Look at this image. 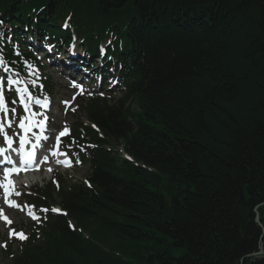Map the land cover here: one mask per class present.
I'll list each match as a JSON object with an SVG mask.
<instances>
[{"label":"trees","instance_id":"16d2710c","mask_svg":"<svg viewBox=\"0 0 264 264\" xmlns=\"http://www.w3.org/2000/svg\"><path fill=\"white\" fill-rule=\"evenodd\" d=\"M28 38L76 40L92 67L104 43L100 89L117 84L83 105L103 135L76 121L68 138L88 185L36 188L67 216L43 213L9 264H264V0H0V50L25 74Z\"/></svg>","mask_w":264,"mask_h":264},{"label":"rangeland","instance_id":"374dc122","mask_svg":"<svg viewBox=\"0 0 264 264\" xmlns=\"http://www.w3.org/2000/svg\"><path fill=\"white\" fill-rule=\"evenodd\" d=\"M39 55L40 57H42L41 53ZM72 55L75 56V58L77 57L78 59L81 55V48L76 46V49H73ZM49 56H52L51 57L52 61H50V58H47V57H42L41 59L42 61L45 60V63H46L44 73H46V75H49L48 77L50 78V81L54 84V87H53L54 93L48 99L50 103L48 104L47 107H45L47 109V113H48L47 117L49 119L48 128L58 133L62 131L64 127L66 126L71 131L75 125V121H82L84 123H88L86 120L85 112L83 110V105L88 100V95H89L88 93H91V95L93 94H96L98 96H102V95H101V92L93 93L94 91H87V90L83 91V94H78L79 88L72 87L73 81L69 78L68 74H64V70H63L64 68L63 64L69 61L68 58L69 56H71V51L66 50L62 55L63 57L59 56L58 59L57 57H54L53 53ZM62 58H65V60ZM75 58L73 59V61L77 60ZM79 72H81V70L78 71L77 73ZM10 74L13 75V77L10 80H12L13 78H20L16 74H13V73H10ZM37 74L39 73L37 72ZM83 79L84 78H81L80 76L81 81L78 80L76 84L77 85L82 84L81 82H83ZM85 79H86L85 83L87 87H90L89 89L95 88L96 85H94V83L90 81L92 78H90L89 75L85 77ZM22 82H23L22 88L25 92V96L28 97L29 93L27 89V84L25 83L24 80H22ZM36 82L37 81H33L34 84H36ZM115 92H117V90ZM119 96H120L119 93H115L114 95H112V97L107 98L108 103H112L113 99ZM64 101H69L70 104L65 105V103H63ZM43 102L44 100L41 101V104L35 105V114L39 115L40 113L42 118H43L42 114H44L43 106H42ZM14 104L17 105V109L14 113H12V115L14 114L13 118L15 120H22L23 114L19 110L20 102L16 100ZM15 105L13 107H15ZM131 106L133 109L135 108V105L132 104ZM73 108L75 109V111H72ZM17 124L18 123H15L13 127H15ZM44 136H48L47 132L44 134ZM56 140L57 139L53 138L50 144L52 145V142ZM64 146H65L64 141H62V148H64ZM113 146L115 147V149L120 151V153H122L123 151L122 142H119L118 144H114ZM58 156L60 158L64 157L66 159V163L67 161H69L65 155H58ZM52 163L53 164H48L46 166L43 173H41L40 171L36 172L37 174H34L31 178H29L26 184L31 187L34 185V183L37 186H41L45 183V181H47L53 175V173H56V172H58L60 175L63 176V178L66 180V184L68 185H71L73 182H80V181H83L84 179H88V164L86 162L80 164V163H76V161H74V163L71 161L70 167L60 165L56 161H53ZM48 169H51V171H49ZM23 191H26V190L23 189ZM0 201H1V197H0ZM57 205L58 204H54L53 206H57ZM0 209H3V212L5 213L8 208H6L4 204L2 203L0 206ZM6 214L13 222H17V223L11 226H6V223L0 219V245L7 242L6 248L0 247V264H7L9 262V259L5 253V251L8 248H10L11 250H15V251L19 249L18 243L14 240L15 238L13 237L9 239V232L11 228L21 229L23 230V232L28 233L30 222L33 221V219L27 218L24 212H20L19 209L17 208H12L11 211L6 212ZM263 216H264V210H263ZM19 222H20V225L18 224ZM70 222L74 223L73 221H70ZM147 241L148 243H156L158 247L162 246V244L157 242L156 239H147ZM171 251L175 256L179 255L176 249L172 248ZM149 253L153 254V251L150 250L146 252V254H149ZM261 253H263V250H261L258 254H261ZM153 261L156 262L157 258L154 257ZM133 264H151V262L148 259H146V261H143V260H140L139 262L133 261ZM226 264H237V263L229 261Z\"/></svg>","mask_w":264,"mask_h":264},{"label":"snow or ice","instance_id":"6c2138e0","mask_svg":"<svg viewBox=\"0 0 264 264\" xmlns=\"http://www.w3.org/2000/svg\"><path fill=\"white\" fill-rule=\"evenodd\" d=\"M73 48L75 47V45L72 46ZM5 62L3 61L2 58H0V65H3ZM8 69H5V71H7ZM3 78H0V81H2ZM8 83L9 84H12L13 81L11 80H8ZM72 87L74 88H79V93L78 94H83V86L82 85H77L74 81L72 82ZM26 91V89H25ZM89 95H91V93H88ZM101 95H103V93H101ZM75 98V97H74ZM12 103H15V101H12ZM37 104H41V101L40 100H37L36 101ZM50 103V101L48 100L47 97H45V100L43 102V105L44 107H47L48 104ZM63 103H65V105H69L70 102L69 101H64ZM25 109L27 110V105H25ZM0 111H4L5 113H7L8 109H7V105L4 101V97H3V94H2V91H0ZM13 112L15 111L14 109L12 110ZM72 111H75V109L73 108ZM33 115H36L35 113ZM29 118L28 117H25L24 119H22L20 121V128L24 129L26 132L27 131H30L31 130V123H29V125L26 127L25 126V123H24V120H28ZM47 121V118L45 117V123ZM11 126V125H9ZM43 126V125H42ZM93 128H95L96 126L95 125H92ZM69 129L65 126L64 129L62 131H60L57 135V140H59V137H62L64 136L65 134H68L69 133ZM0 132H3V125L0 124ZM43 139L47 140L48 137H42ZM39 139L37 140V142L33 145V151H26L24 150V146L25 144L27 143V140H22L21 141V145H20V148H21V151H20V157H21V161L18 162V165L16 168H13V169H4V179L3 181H0V188H2L4 190V194H5V204L8 206V207H11V208H17L19 210H24V209H34L35 206L34 205H20V204H17L15 203L14 201L10 200L9 199V196L12 195L13 193L15 195H20V193L18 191H16V185H15V182L10 178L11 175L13 174H18L19 171L21 170L20 168V163H22L23 165H30L33 163L34 161V158H35V151L34 149L36 147H43V145H40L39 144ZM4 140H5V143L9 146V148L11 147L12 143H13V140L11 137H9L6 133H4ZM6 151V149H2L0 148V155H2L4 152ZM48 154L49 155H52V156H57V155H65L67 156V153L66 152H60L59 150V145L56 144L54 145L52 148H50L48 150ZM6 162L8 163H12L10 157H6ZM40 159L44 162H48V155H42L40 157ZM81 161H79L78 159L76 160V163H80ZM36 163H39V161H36ZM58 163H62L64 164L65 162L64 161H59L58 160ZM66 166H71V160L67 161L66 163ZM38 170V169H37ZM49 171H51V169H48ZM87 183V181H86ZM90 186V185H89ZM41 212H53V213H57V214H63V215H66L67 213H64L62 212V210L60 209H57V208H51V209H48V208H42L40 209ZM27 215H29L31 217V219H33L34 221H37V222H41V218L35 214V212L33 211H28L27 212ZM0 217H2V219L5 221L6 223V226H11V224L13 223V221L7 216L4 214L3 212V209H0ZM44 219H46V217H44ZM70 227H73V225L69 224ZM18 238L20 240H26L28 237L25 233H23L22 231L20 232H17L15 229H11L10 232H9V239L11 238ZM0 247H7V242H5L4 244L0 245Z\"/></svg>","mask_w":264,"mask_h":264},{"label":"water","instance_id":"95a60500","mask_svg":"<svg viewBox=\"0 0 264 264\" xmlns=\"http://www.w3.org/2000/svg\"><path fill=\"white\" fill-rule=\"evenodd\" d=\"M264 204V203H263ZM257 208V207H256ZM255 208V210H256V217H255V220L259 223L260 222V220H259V216H258V212H257V209ZM261 224V223H260ZM261 228H262V231L264 232V226L263 225H261ZM256 254H257V252H253V253H250V254H248L247 255V258H249V257H253V256H256ZM241 261V260H240Z\"/></svg>","mask_w":264,"mask_h":264}]
</instances>
